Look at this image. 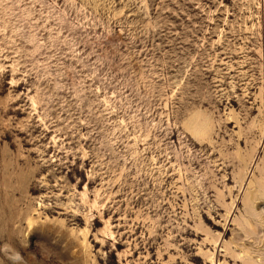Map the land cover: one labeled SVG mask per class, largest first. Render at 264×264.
Instances as JSON below:
<instances>
[{
  "label": "rangeland",
  "instance_id": "1",
  "mask_svg": "<svg viewBox=\"0 0 264 264\" xmlns=\"http://www.w3.org/2000/svg\"><path fill=\"white\" fill-rule=\"evenodd\" d=\"M0 264H264V0H0Z\"/></svg>",
  "mask_w": 264,
  "mask_h": 264
}]
</instances>
